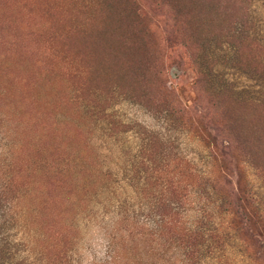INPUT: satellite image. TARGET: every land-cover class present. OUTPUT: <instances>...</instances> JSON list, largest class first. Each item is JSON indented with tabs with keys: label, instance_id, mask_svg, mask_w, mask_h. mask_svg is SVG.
I'll return each mask as SVG.
<instances>
[{
	"label": "rangeland",
	"instance_id": "obj_1",
	"mask_svg": "<svg viewBox=\"0 0 264 264\" xmlns=\"http://www.w3.org/2000/svg\"><path fill=\"white\" fill-rule=\"evenodd\" d=\"M193 1L183 0L190 14ZM228 1L233 15L225 11L223 22L230 18L242 22L244 27L238 29H249L255 41L240 44L239 58L235 50L227 57V50L218 49L226 37L206 45L213 54L211 86L248 87L261 90L250 91L260 96L264 0ZM142 2L161 46L157 59L163 82L158 89L165 84L178 91L179 101L195 107L190 110L193 119H198L196 112L208 115L195 125L196 131L190 130L202 141L200 145L114 84L118 75L126 74L120 85L140 90L132 65L147 53L125 49L110 23L125 25L131 18L111 20L105 10H93L82 0H0V119L7 134L10 131L3 140L0 134V152L10 151L21 171L20 182L32 189L17 226L30 230L24 240L35 249L27 247L19 257L26 264H49L57 262V250L69 248L71 264H175L156 249L159 243L151 236L149 217L162 196L142 189V182L148 174L155 181L154 159L169 162L170 170L164 172L178 179L185 169L180 160L184 153L193 160L202 157L199 168L212 171L210 181L224 188L217 196L212 194L221 203L218 208L217 203L207 207L212 219H202L206 209L201 207L207 201L192 196L187 202L190 221L202 220L197 225L204 222L219 229L215 250L198 254L192 262L264 264V138H257L258 133L264 135V104L245 105L228 95L222 99L220 106L244 119L242 128L252 126L248 134L255 149L225 153L226 126L204 96L193 51L173 36L168 13L149 0ZM213 4L225 10L220 0ZM113 5L114 12L123 11ZM200 13L202 20L208 17ZM236 28L232 25L231 33ZM150 133L166 142L153 139L150 149L141 152V141ZM214 142L218 154L212 164L202 151L209 153L203 144L213 148ZM186 178L195 182L192 175ZM210 183L203 188L214 191ZM12 230L17 240L23 239L22 231ZM43 241L46 252L41 251Z\"/></svg>",
	"mask_w": 264,
	"mask_h": 264
},
{
	"label": "trees",
	"instance_id": "obj_2",
	"mask_svg": "<svg viewBox=\"0 0 264 264\" xmlns=\"http://www.w3.org/2000/svg\"><path fill=\"white\" fill-rule=\"evenodd\" d=\"M82 1L87 6L91 5V9L93 10H105L111 20H116L117 18H131L132 21L126 22L125 25L120 23L117 24L114 21L110 23L116 26L118 30V40L125 49L133 47L135 50H143L147 53L145 54L144 60H141L139 64L132 65L136 72V80L138 81L137 86H140L139 91L136 89L126 90L125 86H121L124 85L126 74L118 75L114 80V84L122 88L123 93L127 94L129 98H133L138 104L146 107L149 112L158 114L161 119L163 118L164 123L171 129L185 130V134H187V136L189 135L193 141L197 142L199 145L200 143L202 144V141L197 135L190 132V130L194 129L195 125L200 124L202 122L201 119L208 115L203 112H199V114L196 112L194 117L198 116V119H193V117H190V115L193 116L190 110L195 107L187 102L179 101L176 98V96H178V91L174 90L172 87L167 88L165 84L160 90L157 87L159 83L161 84V82H163V74L158 68L159 64L157 59L161 46L160 43L157 42L156 33L148 21L149 16L142 0ZM149 1L156 9L163 10L170 15L173 22V36L176 40L180 39V41L185 43V45L193 51L195 63L197 65L199 63V81L204 88L203 91L205 95H203L209 98V102L212 104L211 106L214 110L221 114V120L226 126L225 128L222 123L227 139V144L223 147L224 152H232V150L244 152L243 148L249 152L255 151L251 137L248 134L252 126L242 128V121L244 119H241V116L235 115L228 108H223L220 104H222V99H225L226 95H228L235 100L243 102L245 105L260 103V105H262L264 104V90L260 96H252L250 91L256 92L261 90L252 91L248 89V87L240 90L229 85L212 87L211 82L214 76L211 69L213 66V59L211 58H213V54L210 52L209 48H206V45H213L212 42L216 43L221 37H226V39L220 41L222 47H218V49L225 52L227 50V57L233 54L235 50L237 52L235 57L239 58L237 55L241 50L239 47L240 44L247 39V41L254 42L255 37L253 33L246 28L238 29V27H242L243 24L237 20L231 21L233 18L223 22L225 11L228 15H233L228 10V0H220V2L224 4L225 10H223V12L220 10V6L213 4L219 0H192L191 14L185 11L183 0ZM113 3H117L123 11H120L121 13L114 12L116 7ZM207 6L209 9L204 11L203 8ZM200 12L206 13L208 17L202 20ZM195 15L198 16L195 18ZM235 24L237 28L234 29V33H231L232 25ZM224 27L226 29L228 28L227 31H224ZM257 40L258 39H256V41ZM258 42L260 41L258 40ZM261 44L264 45L263 43ZM149 56H152V58ZM208 63H210V65ZM236 66L237 65L232 66L231 68H236ZM251 78L254 77L251 76ZM198 97L200 101L203 99H201V96ZM211 118L214 117L212 116ZM194 130L196 131L197 128ZM7 131L8 134L2 127L0 119V134L3 136L1 140L9 135V129H7ZM144 137L140 145L141 152L142 150L146 151L150 149L153 139L166 142L157 133H150ZM257 138L263 139L264 135L258 133ZM213 145V148H211L210 145L203 144V146L208 147L210 150L209 153H205V151L203 153L202 151V154H206L204 157L206 160L211 157L208 161H211L212 164L213 161H216L218 154L216 143L214 142ZM167 156L170 158V154ZM163 157L166 158L165 156ZM201 158L199 157L198 160L197 158L193 160L184 153H180V160L185 169L183 170V174H181L182 176L176 180H174V177L168 178L166 172H164L166 170L165 168L170 170L169 167H167L171 165L169 162L164 164L157 161L158 159H154L152 163L156 162L155 165L158 166L153 168L156 177L155 181L153 179L154 176L148 174V178H143L142 182V186H144L142 189L151 192L155 190L154 192L157 191L162 196L160 197L162 198L161 200H156L153 204L154 212L152 211L153 214L149 217V222L152 225L151 236L159 243V247H156V249L161 252L164 251L168 256L166 260L168 262H175V264L176 262H180L178 264H196L192 262V259L196 258L198 254L202 255L203 253L207 254L213 252L216 248V238L219 236V229L208 226V223L204 222L203 225H197V223L202 220L190 221L186 214L188 209L187 202L190 201L192 196L199 197L201 201H207L201 207V209H206L203 211L202 219H212L214 216L211 212L208 213V206L211 205L215 207L214 203H217V208L221 206V203L219 204L218 202L219 198L215 197L213 200L212 194L217 196L224 188L220 186L217 187L215 181H210L212 171L206 170V168H199L197 163H201ZM39 171L40 169L36 170L34 173ZM140 171L142 170H139V172ZM20 172L14 158L10 155V151L0 152V264H26V262L19 257V253L27 249V247L35 249L34 244L32 246L31 244L28 245L24 240L25 233L29 235L28 233L30 230H26L24 226H17L21 218L23 201L25 197L29 196L32 192L29 184L23 185L20 182ZM188 175H192L195 182L189 183V178H186ZM135 179L139 181L140 177L136 176ZM208 183H210L214 191L203 188L204 185L209 186ZM176 196H179L178 201L175 199ZM163 199L164 201H162ZM13 228L23 232V237L21 236L23 239H16L15 235L17 233L12 230ZM214 230H216L217 233H214ZM44 242L45 241H43L40 246L42 252H46L43 249L46 248V246L43 245ZM68 249L65 248L61 251L57 250L56 255H54L57 257V262H50L49 264H71L72 260L67 256L69 252Z\"/></svg>",
	"mask_w": 264,
	"mask_h": 264
}]
</instances>
